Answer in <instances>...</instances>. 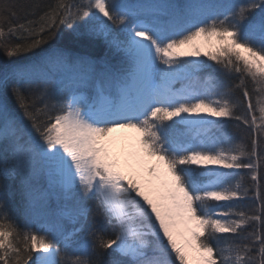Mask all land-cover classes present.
<instances>
[{"label": "rangeland", "instance_id": "rangeland-1", "mask_svg": "<svg viewBox=\"0 0 264 264\" xmlns=\"http://www.w3.org/2000/svg\"><path fill=\"white\" fill-rule=\"evenodd\" d=\"M143 1L136 2V5L152 10L143 14L146 19H138L142 14H133L129 18L124 15L122 23L118 21L121 32L117 33L113 30V20L109 17L106 0H86V8H89L87 12H83L88 26L86 30L94 38H98L110 54L117 55V64L121 66H115L105 73L100 68L101 64L79 57L76 60L78 68L74 71L60 70L56 75L57 82L69 81L72 77L73 80H80L83 86L86 84L96 88L90 99L88 93L86 97L81 93L77 96L71 94L68 109L73 101L79 114L85 115L87 119L90 117L98 143L115 128H133L139 134V147L148 156L163 159L177 179L173 166L167 164L164 156L153 151L150 139L145 140L144 125L155 127L160 137L168 139V147L177 156H182L177 161V166L188 183L189 191H185L192 201L190 206L199 222V232L195 236L197 248L208 253L209 264H216L217 261L223 264H246L247 258L242 259L229 247L203 248L197 241V236L206 226L210 234L234 231L239 226L241 222L228 204L236 199H243L245 195L242 192L247 189L238 180H229L228 172H236L240 168H246L250 172L254 170V160L249 158L246 159L249 161L247 165H238L245 160L241 155L242 151L231 143L226 145L224 138L212 134L213 123L230 115V98L226 86L216 83L215 77H202L200 72L207 67H218L223 72L233 74V64L237 66V62H240L261 87V97L256 108L258 114L254 116L251 112L250 121L254 130L264 135V56L242 44H233L231 30L219 31L213 28L215 22L224 23L221 20H210L204 28L192 29L182 35L165 32L164 37L154 27L153 31L158 33L166 47L160 50L159 45L147 36V42L157 45V51L148 70L147 85L143 87L146 89L139 92L131 90V78L138 66L132 43L137 25L143 26L138 30L146 35V28L151 26L152 21L158 25H172L183 19L192 22L196 15L187 16L188 11H191L187 5L194 11H199L202 7L201 0H185L186 9H181L182 3L178 4L175 0ZM224 19L227 20V17L222 18ZM250 19L255 22L246 26V30L263 36L264 5L256 8ZM183 46L188 49L187 57L180 52ZM108 52L104 51L105 54ZM50 60V55L35 59L21 65L16 73L27 77L41 62L49 63ZM9 76L19 81L15 71L4 77ZM151 85H154L155 90H151V95L147 96ZM127 92L131 94L127 97L128 104L124 105ZM137 94L142 97L139 101H135ZM91 110L97 113V118L90 115ZM65 114L57 117L47 131L37 132L34 129L38 134L33 139L34 150L32 144L26 148L22 143L18 147L19 152L17 151V165L21 168L25 184H30L28 187L33 193L32 206L38 212L40 221L54 229L58 235L69 233L79 225L87 208V198L95 195L122 227L117 239L110 245L120 255L132 259L143 256L147 246L145 238L154 240L150 237L154 236L159 245L163 244L178 254L179 264H189L187 256L171 242L153 206L132 175L125 174L122 178L113 179L101 163L95 167L98 180L95 185L80 177L69 181L60 174L55 151V128ZM190 114L192 119L184 121ZM7 115L6 109L0 105V120H6L3 116ZM159 119L162 122L158 123ZM125 137H120L121 150L125 145ZM95 146L94 152L102 156V147ZM115 160L117 158L114 157ZM150 216L154 223L149 221ZM125 246L127 252L121 250ZM35 247L34 264H38L37 256L42 251L50 252L53 258L49 264H55L54 247L39 246L37 243Z\"/></svg>", "mask_w": 264, "mask_h": 264}, {"label": "trees", "instance_id": "trees-1", "mask_svg": "<svg viewBox=\"0 0 264 264\" xmlns=\"http://www.w3.org/2000/svg\"><path fill=\"white\" fill-rule=\"evenodd\" d=\"M176 1L182 3L181 9L188 7L191 10L187 15L208 12V16L189 24L194 25L193 30L204 28L210 20H221L224 23L215 22L213 28L231 30L233 44H242L264 56V35L246 30V26L255 22L250 16L256 8L264 5V0H201L199 11H194L185 0ZM136 2L144 1L106 0L114 32H121L118 21L122 23V16L129 18L133 14L138 16L152 11L149 8L143 10ZM86 5V0H0V105L8 114L3 116L6 120H0V264H34L36 243L55 248V264H179L178 254L163 244L159 245L154 236H150L154 240L145 238L144 255L134 259L112 249L110 245L122 228L95 195L87 198V208L77 228L58 235L40 221L32 206L30 184H25L17 165L20 144L24 143L26 148L32 146L34 150L33 139L38 135L35 130L47 131L57 117H62L71 94H90L93 89L72 77L69 81L57 82L56 75L60 70H76L79 57L101 64L105 73L121 66L117 64V55L110 54L102 42L86 30L88 26L83 18V12L89 10ZM223 17L227 20H222ZM197 23L202 24L195 25ZM151 24L153 27L147 31L148 38L165 47L153 29H159L164 37L165 32H175V25H158L154 21ZM46 55L51 56L49 63L41 62L27 77L17 75L21 65ZM233 66V74L218 67H207L200 72L202 77H215L216 83L226 86L230 98V115L214 122L211 132L224 138L226 145L231 143L242 151L245 160L238 165L243 167L249 163L246 159L254 160V170L240 168L228 172L229 180H238L247 189L242 192L243 199L228 204L241 222L239 226L234 231L214 234H210L206 226L197 241L203 248L229 247L242 259L246 257V264H264V135L254 130L250 121L251 112L254 116L258 114L256 108L261 87L240 62ZM14 71L19 81L12 76L4 77ZM144 127L145 140L150 139L153 151L164 156L167 164L173 166L178 183L189 191L177 166L182 156H177L168 147V139L160 137L155 127L149 124ZM149 219L154 223L151 216ZM216 264L223 263L217 261Z\"/></svg>", "mask_w": 264, "mask_h": 264}, {"label": "bare ground", "instance_id": "bare-ground-1", "mask_svg": "<svg viewBox=\"0 0 264 264\" xmlns=\"http://www.w3.org/2000/svg\"><path fill=\"white\" fill-rule=\"evenodd\" d=\"M136 28L132 43L138 66L131 78V86L139 91L148 77L157 47L149 44L144 33L138 30V26ZM180 52L187 57L186 47H181ZM151 89L154 87H150L147 96L151 95ZM75 106L74 102L70 104L64 118L55 128V151L60 174L69 181L80 177L95 185L98 181L95 167L101 163L113 179L122 178L125 174L132 175L153 206L171 242L187 256L189 264H209L208 253L197 248L195 243L199 222L188 196L183 188H179L177 179L166 167L164 160L148 156L139 147V134L133 128H115L98 143L90 117L87 119L85 115L79 114ZM192 117L191 114L187 115L184 121ZM121 136H126L123 150L120 149ZM95 144L102 147V156L94 152ZM114 157L117 160L114 161ZM121 250L127 252V246ZM37 257L38 264H49L53 255L42 251Z\"/></svg>", "mask_w": 264, "mask_h": 264}]
</instances>
